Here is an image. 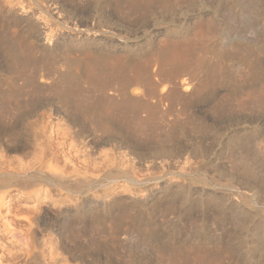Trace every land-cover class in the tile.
<instances>
[{
  "label": "rangeland",
  "instance_id": "obj_1",
  "mask_svg": "<svg viewBox=\"0 0 264 264\" xmlns=\"http://www.w3.org/2000/svg\"><path fill=\"white\" fill-rule=\"evenodd\" d=\"M0 264H264V0H0Z\"/></svg>",
  "mask_w": 264,
  "mask_h": 264
},
{
  "label": "bare ground",
  "instance_id": "obj_2",
  "mask_svg": "<svg viewBox=\"0 0 264 264\" xmlns=\"http://www.w3.org/2000/svg\"><path fill=\"white\" fill-rule=\"evenodd\" d=\"M133 3H131L130 4V6L132 5ZM133 6V5H132ZM134 7V6H133ZM23 51V50H22ZM22 53V52H21ZM21 57V56H20ZM51 61V60H50ZM23 64V63H22ZM87 64V63H86ZM103 64H105V63H103ZM121 63H119V65H120ZM43 66V65H42ZM98 66V65H97ZM103 66V65H102ZM117 68H118V66H117ZM142 73V72H141ZM47 76V75H46ZM33 77H34V75H33ZM28 78V77H27ZM183 82V81H182ZM129 85H130V83H125V84H123L119 89H117V91L123 96V97H130V95L128 94L129 93ZM186 86V85H185ZM184 88V87H183ZM186 89L188 88V87H185ZM24 91V90H23ZM66 92V95H65V98L67 99V101H68V91H65ZM63 94V93H62ZM29 97V96H28ZM35 97V96H34ZM37 97V96H36ZM33 100V99H32ZM35 100V99H34ZM18 101V100H17ZM23 102H25V101H23ZM22 102V103H23ZM31 102V101H30ZM20 103V102H19ZM40 103H42V99H40V98H38V99H36V101H35V104L37 105V104H40ZM135 103H137L135 100H132V99H127V101H125L124 102V104L123 105H134ZM24 105V104H23ZM33 105V104H32ZM142 105H145V104H142ZM135 106V105H134ZM21 108V107H20ZM148 108V107H147ZM31 110V109H30ZM3 200V199H2ZM2 204V203H1Z\"/></svg>",
  "mask_w": 264,
  "mask_h": 264
}]
</instances>
